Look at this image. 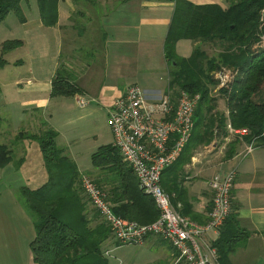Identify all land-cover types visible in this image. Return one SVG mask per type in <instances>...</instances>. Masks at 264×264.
Returning <instances> with one entry per match:
<instances>
[{
    "label": "crops",
    "instance_id": "0c3cea01",
    "mask_svg": "<svg viewBox=\"0 0 264 264\" xmlns=\"http://www.w3.org/2000/svg\"><path fill=\"white\" fill-rule=\"evenodd\" d=\"M185 1L195 5H227V0ZM21 8L24 19L11 11L0 24V30L12 36L0 42V69L10 65L16 69L22 67L11 77L7 76V69L0 73V137L3 136L0 144L7 145L13 157L0 167V264H37L32 250L35 223L18 193L24 188L34 190L43 186L49 175L39 143L22 134H37L53 128L59 133L58 141L65 135L63 118L65 115L71 118L64 106L79 95L89 99L81 107L84 115L94 116L110 126L108 116L113 102L130 84H142L150 101L181 89L170 83L164 49L176 1L59 0L55 25L43 22L38 0H23ZM7 40H19L20 44L4 50ZM200 45L206 44L180 39L177 53L189 57ZM16 51H21L20 57L10 61L9 55ZM58 70L79 88L78 93L52 95ZM154 73L160 75L161 83L155 84ZM219 100L224 103L222 113L228 116L224 97L216 100L217 109ZM9 138L18 142L13 143ZM222 138L216 140L224 141L227 137ZM236 141L231 156H226L225 145L218 147L217 142L209 149L203 146L195 149L194 143L188 142L179 159L164 170V179L172 182L171 192L164 188L181 213L186 212L187 216L204 223L212 205L211 178L216 173L236 169L232 216L250 232V237L236 248L231 259L234 264H264V145L257 144L249 151L248 141ZM69 144L72 145L71 141L64 139L63 145L69 148ZM69 152L79 171L91 175L108 193L120 185L111 169L95 167L92 162L83 166L79 155H73L71 148ZM22 158L23 163L17 166L16 161ZM81 194L90 226H96L101 222L100 215L86 195ZM141 246L150 250L151 263L167 264L173 252L170 244L155 235L147 237Z\"/></svg>",
    "mask_w": 264,
    "mask_h": 264
},
{
    "label": "trees",
    "instance_id": "16d2710c",
    "mask_svg": "<svg viewBox=\"0 0 264 264\" xmlns=\"http://www.w3.org/2000/svg\"><path fill=\"white\" fill-rule=\"evenodd\" d=\"M22 1L0 0V24L11 11H16L24 19ZM58 1L38 0L40 15L46 25L58 22ZM166 1H176L164 48L170 83L201 95L194 114L190 141L196 146L216 138H225L229 134L227 123L230 122L234 128L247 127L251 136L259 139L258 145H264V102L253 98L264 85V46H261L264 41V0H227L225 7L220 4L195 5L185 0ZM183 38L206 45L219 42L228 48L237 46L240 52L231 54L225 47L226 52L218 54L217 61L198 46L191 56L183 57L176 49L177 42ZM19 44V40H7L3 49L8 50ZM257 48V52L252 51ZM222 65L237 68L234 69L236 76L233 80L227 86L220 87V80L212 77L211 73ZM210 83L223 94L229 109V115L218 120H215L212 112L217 98L209 95L210 88L206 85ZM78 92L79 88L62 70H58L52 83V95H75ZM58 134L53 128L37 134H22L39 143L49 175L43 186L21 190V201L36 227V237L32 243L35 261L37 264H107L102 256V247L110 237V229L103 220L96 226H90L81 194L80 178L83 173L68 155V149L58 145ZM91 159L95 167L111 169L120 181L111 194L107 192L114 213L140 223H150L158 218L159 210L154 198L141 189L138 177L123 162L115 146H100ZM12 160L7 145L0 144V167ZM23 161L24 158L16 161V165L20 166ZM161 183L167 191L170 190L172 182L165 180L164 174ZM183 214L186 215V212ZM249 237L250 232L241 226L236 216L231 215L215 242L220 264H234L231 254Z\"/></svg>",
    "mask_w": 264,
    "mask_h": 264
},
{
    "label": "built area",
    "instance_id": "2783aa9c",
    "mask_svg": "<svg viewBox=\"0 0 264 264\" xmlns=\"http://www.w3.org/2000/svg\"><path fill=\"white\" fill-rule=\"evenodd\" d=\"M235 76V70L224 68L218 71L216 79L223 87ZM200 98V93L180 89L178 93L171 90L162 98L150 101L145 89L135 83L126 88L109 111L113 144L138 177L141 189L154 198L159 210L156 220L140 223L117 215L107 191L88 174L83 173L80 178L83 193L110 229V239L120 246L141 245L147 237L159 236L172 247L169 264H220L215 241L233 212L236 169L216 173L211 178L212 205L204 223L181 213L161 183L164 170L179 159L191 139ZM76 102L85 107L89 99L79 95ZM227 128L241 136L249 133L247 127L234 128L230 122Z\"/></svg>",
    "mask_w": 264,
    "mask_h": 264
},
{
    "label": "rangeland",
    "instance_id": "374dc122",
    "mask_svg": "<svg viewBox=\"0 0 264 264\" xmlns=\"http://www.w3.org/2000/svg\"><path fill=\"white\" fill-rule=\"evenodd\" d=\"M262 20H263V18H262ZM11 38H12V36H10L9 34H5L3 31L0 30V42H1V40L11 39ZM199 47H201L204 51H206L210 57L214 56L217 61H218V54L226 52L225 50H229L228 52L231 54L232 53L238 54L240 52V50H238L237 46L236 47L234 46L233 48H228L229 46L226 47L225 45H223V43H219V42L214 43L212 45H210V44L200 45ZM225 47H226V49L224 50ZM256 47L257 46H255L254 48H256ZM252 51L257 52L258 48L254 49ZM84 52L87 54L91 53L90 50H84ZM20 55H21V51H16L15 53H12L11 55H9L8 58L10 61H14L18 57H20ZM224 68L234 70L237 68V66L222 65L221 67H219L218 69L213 71L211 73V76L216 79V76H217L219 69H224ZM5 69L8 70L7 76L11 77L16 70H18V71L22 70V67H18L16 69L14 65H10L4 69H0V73H2ZM11 71H12V74L10 75ZM143 77H146V75L144 74ZM152 78L154 79L155 84L161 83V81H160L161 78H160V75L158 73L157 74L154 73V75H152ZM144 81L146 82L147 79H145ZM0 82H2V80H0ZM206 85L208 86V88H210L209 89V95L211 97L217 98V99H221L223 97L222 96L223 94L218 89H215L216 85L214 86L211 83L206 84ZM253 98L258 102H264V85H263L262 89L260 90V92L255 94L253 96ZM219 102H218V104H220V106H219L220 108L217 109L218 105H216V106H214V108L212 110V112L214 111V117H216L215 120H218L219 117L225 116L224 113H222L223 111H221L224 103H223V101H220V100H219ZM64 108H65V110H67L66 114H70L71 118L69 120L68 118H66L67 117L66 115L64 117V114H60L61 118L64 117L63 121L65 122L66 126H63V128H62L65 132V135L63 134L60 137V139H58V141H57L58 145L61 147L63 146V147L67 148V146L63 145L64 139L66 141H68V140L71 141L72 145L69 144L70 145L69 148H71L73 155H74V153L79 155L81 165L89 166V165H91V162H92L91 156H92L93 151H96L102 145H108V144H111L113 142V135L111 132L112 130L110 129V126L108 125V123H106L104 121H98V119H96V117H94V116H91V118H90V116L89 117H87V115L85 116L84 115L85 110L83 108H81L76 103V100L73 97L71 99H69V103L66 102ZM207 121L209 122V118ZM228 133H229V136H227V138H225L224 141L215 139L209 143H203V144L198 143L195 146V149H197L198 147H201V146L208 147V149H209V148H212V145H211L212 143L217 142L216 144H218V147H219V145H221V147H222V145H225L224 152H225L226 156H229V154L232 155V153H234L232 151V149L235 150V148L237 146L236 140H238V139L244 140L245 139V141H248L250 143L249 147H251V146L253 147V146L257 145L258 141H259V139L257 137L251 136L250 131L246 135V137L245 136L241 137L240 135H236L235 133H231L230 131H228ZM1 137H3V136H1ZM1 137H0V139H2ZM4 137H6V136H4ZM12 139L9 138V140H12ZM14 141L18 142L17 140H12L13 143H14ZM112 145L114 146V144H112ZM13 147H14V144H13ZM218 147L214 148L213 151L218 149ZM69 148H67L68 149V151H67L68 155H70V153H71V152H69ZM31 163H32V160L29 163V166ZM82 193H83V191H82ZM22 194L23 193L19 192L18 196L20 198H22ZM101 221H102V219H101ZM102 222H104V221H102ZM109 249H113V250L109 251ZM102 250H103L102 256L107 261V264H158V262H156V263L150 262L149 256L151 255V252H150V250L146 251V247L141 246V245H121L120 246V245H117V243L112 238L110 239V237L103 244ZM171 257H172V255H171ZM170 259H169V262L167 264L170 263Z\"/></svg>",
    "mask_w": 264,
    "mask_h": 264
},
{
    "label": "water",
    "instance_id": "95a60500",
    "mask_svg": "<svg viewBox=\"0 0 264 264\" xmlns=\"http://www.w3.org/2000/svg\"><path fill=\"white\" fill-rule=\"evenodd\" d=\"M263 19H264V14H263Z\"/></svg>",
    "mask_w": 264,
    "mask_h": 264
}]
</instances>
